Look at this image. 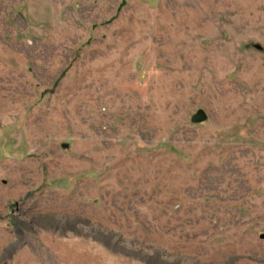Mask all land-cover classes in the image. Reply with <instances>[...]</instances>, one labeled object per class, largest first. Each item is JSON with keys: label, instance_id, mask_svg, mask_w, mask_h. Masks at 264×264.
<instances>
[{"label": "rangeland", "instance_id": "374dc122", "mask_svg": "<svg viewBox=\"0 0 264 264\" xmlns=\"http://www.w3.org/2000/svg\"><path fill=\"white\" fill-rule=\"evenodd\" d=\"M0 264H264V0H0Z\"/></svg>", "mask_w": 264, "mask_h": 264}, {"label": "water", "instance_id": "95a60500", "mask_svg": "<svg viewBox=\"0 0 264 264\" xmlns=\"http://www.w3.org/2000/svg\"><path fill=\"white\" fill-rule=\"evenodd\" d=\"M195 122H202L206 120V115L200 112L198 115H196L193 119Z\"/></svg>", "mask_w": 264, "mask_h": 264}]
</instances>
